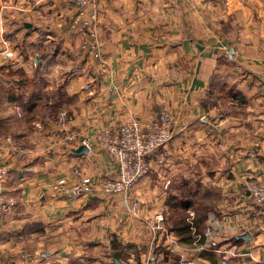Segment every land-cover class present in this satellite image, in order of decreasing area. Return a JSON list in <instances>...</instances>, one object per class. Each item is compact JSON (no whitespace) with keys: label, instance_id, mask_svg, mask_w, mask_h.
<instances>
[{"label":"crops","instance_id":"0c3cea01","mask_svg":"<svg viewBox=\"0 0 264 264\" xmlns=\"http://www.w3.org/2000/svg\"><path fill=\"white\" fill-rule=\"evenodd\" d=\"M98 7L95 45L83 46L67 0H0V139H9L0 150L8 168L1 189L15 201L0 219V264H113L112 240L139 251L120 259L125 264L151 256L156 264H180V256L220 264L217 249L232 243L241 256L226 264H264V212L245 188L250 180L264 185V0H98ZM18 70L41 74L47 91L62 86L55 110H28ZM161 109L171 114L173 138L163 164L150 161L131 191L135 214L120 196L52 192L53 183L74 180L75 168L89 179L114 176L97 132L129 118L146 125ZM82 140L88 153L76 155ZM189 189L209 208L202 234L212 238L194 245L152 232L154 214L165 217L167 200ZM244 232L248 241L236 238Z\"/></svg>","mask_w":264,"mask_h":264},{"label":"built area","instance_id":"2783aa9c","mask_svg":"<svg viewBox=\"0 0 264 264\" xmlns=\"http://www.w3.org/2000/svg\"><path fill=\"white\" fill-rule=\"evenodd\" d=\"M76 9V14L71 21L79 35H84L83 46L94 41L97 32V22L100 16L98 0H67ZM93 45L92 57L101 60V54L95 50ZM84 89L89 88L86 83ZM171 114L161 109L157 117L150 123L143 125L136 118H129L123 121L115 129L102 128L96 134V143L102 151L107 153L113 160L116 171L114 176H97L89 179L80 168L73 170L72 182L57 181L51 185V190L56 195L66 197H81L86 194L97 197L120 196L124 200L128 199L127 209L130 213L135 214L139 202L130 197L131 191L144 179L150 172L152 163L160 166L165 160L163 148H165L173 138ZM75 134L71 133L67 139L74 138ZM8 138L0 139V150L4 149ZM82 144L89 147L86 140ZM8 175V168L0 165V219L6 217L15 208L14 199L5 194L1 189L2 183ZM246 191L248 195L260 206L257 213L264 212V185L257 181H247ZM194 217L192 210L188 211L187 220L191 223ZM149 229L160 235H168L164 225V215L162 212L155 213ZM194 241L198 244L200 238H212V232L205 230L201 235L195 234L192 229ZM202 248L205 249L204 246ZM217 255L220 257V264H226L227 260L232 257L241 256V252L235 243L226 245L224 248L217 249ZM40 255L33 257L34 263L41 261ZM157 259L151 256L144 264H156ZM180 264H195L193 260L180 256ZM142 264V263H141Z\"/></svg>","mask_w":264,"mask_h":264},{"label":"trees","instance_id":"16d2710c","mask_svg":"<svg viewBox=\"0 0 264 264\" xmlns=\"http://www.w3.org/2000/svg\"><path fill=\"white\" fill-rule=\"evenodd\" d=\"M14 74L19 77V80L16 81V83L18 84L21 97L23 95L27 96L30 94L25 102L29 106V111H34L35 107L38 105L40 108L43 107L48 109V107H50L52 111L56 109L55 104H58V100L61 97L62 86L54 89L56 91H47L45 90L46 84L43 82L41 74L39 75L36 72L30 78L27 77L21 70L16 71ZM210 88H214L213 85H211ZM27 112V110L23 111L25 116L28 115ZM32 114L34 115L35 113ZM196 190L197 189H189L184 192V194H180L181 197H170L166 202L167 213L164 217L165 228L167 231L172 232L179 239V241L186 244H191L194 241L192 229H194L195 234L202 236V228L206 219V212L209 209L205 207V204H203L200 199H197ZM189 210H192L194 213L191 223L187 220ZM233 240L236 243L239 242L236 239ZM198 242H203V238H200ZM216 247L211 245V248L213 249ZM111 250L117 257H119V259L128 257L133 253L132 251H134V255L138 257V250L136 249V246L131 243L121 244L116 240H112ZM207 256L208 261H216L214 255L211 254Z\"/></svg>","mask_w":264,"mask_h":264},{"label":"water","instance_id":"95a60500","mask_svg":"<svg viewBox=\"0 0 264 264\" xmlns=\"http://www.w3.org/2000/svg\"><path fill=\"white\" fill-rule=\"evenodd\" d=\"M26 26L29 27V25H26ZM73 153L76 155H85L88 153V147L82 144L78 146L76 149H74ZM236 238L248 241L251 237L248 232H244V233L237 235ZM111 256H112L113 264H125L114 253H112Z\"/></svg>","mask_w":264,"mask_h":264},{"label":"rangeland","instance_id":"374dc122","mask_svg":"<svg viewBox=\"0 0 264 264\" xmlns=\"http://www.w3.org/2000/svg\"><path fill=\"white\" fill-rule=\"evenodd\" d=\"M78 35V34H77ZM137 249V248H136ZM133 253L132 254H130L128 257H124V260H127L130 256V258H136L137 256L136 255H134L135 254V252L134 251H132ZM139 252V251H138ZM138 256H139V253H138ZM137 259H139V258H137ZM122 260V259H121ZM136 264H141V263H136Z\"/></svg>","mask_w":264,"mask_h":264}]
</instances>
